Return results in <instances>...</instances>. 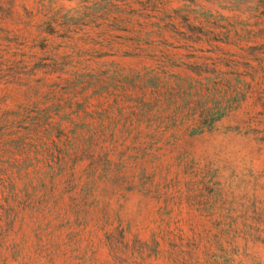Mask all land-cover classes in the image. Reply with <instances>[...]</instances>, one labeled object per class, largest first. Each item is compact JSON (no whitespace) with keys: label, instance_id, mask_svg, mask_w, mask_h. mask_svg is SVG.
<instances>
[{"label":"rangeland","instance_id":"374dc122","mask_svg":"<svg viewBox=\"0 0 264 264\" xmlns=\"http://www.w3.org/2000/svg\"><path fill=\"white\" fill-rule=\"evenodd\" d=\"M0 264H264V0H0Z\"/></svg>","mask_w":264,"mask_h":264}]
</instances>
